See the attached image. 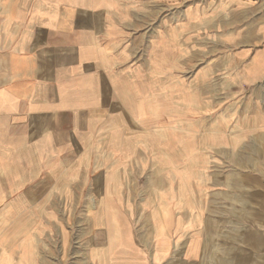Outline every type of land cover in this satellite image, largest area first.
Returning a JSON list of instances; mask_svg holds the SVG:
<instances>
[{
  "label": "crops",
  "instance_id": "0c3cea01",
  "mask_svg": "<svg viewBox=\"0 0 264 264\" xmlns=\"http://www.w3.org/2000/svg\"><path fill=\"white\" fill-rule=\"evenodd\" d=\"M118 10L114 0H0V201L43 186L41 200L92 202L90 264H245L244 234L264 232V22H214L237 82L200 99L209 127L204 158L192 160L196 142L182 146L175 125L198 118L196 100L168 109L163 81L146 96L133 70L116 71L130 24ZM182 31L173 22L157 36H210Z\"/></svg>",
  "mask_w": 264,
  "mask_h": 264
},
{
  "label": "rangeland",
  "instance_id": "374dc122",
  "mask_svg": "<svg viewBox=\"0 0 264 264\" xmlns=\"http://www.w3.org/2000/svg\"><path fill=\"white\" fill-rule=\"evenodd\" d=\"M114 2L122 8L118 10L122 11L119 12L122 17L126 14L130 22L127 35L123 36L121 43L118 42L116 71L120 73L133 70L132 81L135 78L137 81L141 79L147 82L146 96H157L158 82L163 81L164 87L159 88V95L165 98V106L170 107L168 109L174 108L173 105L167 104L171 98H176V102H179L180 112L188 108V100L191 98L196 100L194 107L198 109L195 111L198 118H193L191 125L182 118L175 127L180 129L179 136L176 137L182 146H192L194 142L189 143V140H195L196 146L190 154L192 160H202L203 131L209 126H206L208 121L204 120L205 111L200 109L205 103L200 102V99L226 96L228 95L226 90L222 89L224 85L228 83L230 87L231 85L235 87L237 82L236 75L230 68L232 64H236L234 63L236 58L227 54H223L224 57L221 58V53L227 49L226 44L231 48V42L224 44L226 49H223L221 41L209 33L216 31L213 29L214 22L222 16L245 22L246 25L264 22V0H114ZM188 15L195 16L192 20L196 19L203 28L197 32L192 29L193 27L188 29L186 22ZM204 21L208 22V26ZM173 22L186 29L182 31L184 33L210 36H157L159 29L172 26ZM232 26L237 25L234 23ZM263 38L262 36L255 45L260 47L264 45ZM226 40L227 38L224 42ZM228 68L230 69L227 70ZM232 90L231 88L230 91ZM172 128L173 124L170 121L164 130L166 145L167 140L172 138ZM193 128L195 131L198 129L201 134L195 132L194 137L189 131ZM155 139V136L150 137V143L155 144ZM133 155L136 160H132L139 162V154L133 152ZM153 155H156L155 152ZM100 159L102 160L101 156ZM122 166L123 164H120L116 170L124 171ZM107 170H100L101 175H115L116 170L109 173ZM135 171V168H132V172ZM32 187L21 186L11 198L8 196V200L0 201V246H10L7 249L0 247V256H5L8 252L7 258L3 257L0 264H90L89 211L92 202L41 200L45 194L43 186L35 187V193L33 191L27 193ZM84 204L87 205L88 211L83 209ZM72 205H76L77 209L70 208ZM138 218L135 216L132 218L134 226L138 225ZM111 219L114 220L116 217ZM100 220L107 221V218L101 217ZM260 228L264 229L263 226ZM98 236L102 237L101 233ZM244 243L245 264H264V232H246ZM24 244L30 247H17ZM28 249L26 260L23 259V252Z\"/></svg>",
  "mask_w": 264,
  "mask_h": 264
}]
</instances>
